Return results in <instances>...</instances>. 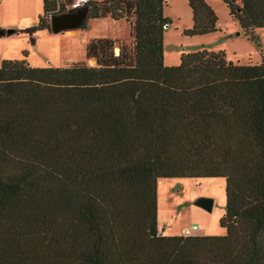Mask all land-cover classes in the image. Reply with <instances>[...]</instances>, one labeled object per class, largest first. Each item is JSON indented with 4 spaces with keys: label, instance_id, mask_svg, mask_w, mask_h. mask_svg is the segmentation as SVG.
<instances>
[{
    "label": "trees",
    "instance_id": "obj_1",
    "mask_svg": "<svg viewBox=\"0 0 264 264\" xmlns=\"http://www.w3.org/2000/svg\"><path fill=\"white\" fill-rule=\"evenodd\" d=\"M75 0H43L26 33ZM245 30L264 29V0H223ZM166 0H88V19L131 22L133 46L93 39L97 67L0 66V264H264V59L184 53L167 66ZM188 37L219 32L189 0ZM77 9L69 10V13ZM11 34V35H13ZM11 35L4 31L2 37ZM27 56V54H25ZM226 180L225 236L163 235V179Z\"/></svg>",
    "mask_w": 264,
    "mask_h": 264
},
{
    "label": "rangeland",
    "instance_id": "obj_2",
    "mask_svg": "<svg viewBox=\"0 0 264 264\" xmlns=\"http://www.w3.org/2000/svg\"><path fill=\"white\" fill-rule=\"evenodd\" d=\"M64 2V0H61ZM101 1V0H94ZM218 16L219 32L188 37L185 30L193 26V11L189 0H166L165 16L170 24L165 27L164 56L167 66L180 63L182 54L206 49L210 52L225 51L227 59L240 64H259L264 59V29L245 30L232 18L223 0H205ZM238 5L240 0H235ZM83 4V0H75ZM73 4V5H74ZM45 16L51 27L53 15ZM44 15L43 0H0V30L21 31L38 25ZM109 38L115 41L114 53L118 55L123 45L132 47L131 22L114 20L111 16L88 19L84 29H71L61 33L50 30L37 31L35 44L26 33L0 37V66L4 60L26 59L32 67L61 68L76 63L97 67L95 59H87L86 51L93 39ZM27 54V56H25ZM226 180L163 179L158 184V229L167 236H180L181 230L198 225L197 235L225 236L227 231L220 221L226 211ZM214 199L210 212L196 205L198 199Z\"/></svg>",
    "mask_w": 264,
    "mask_h": 264
},
{
    "label": "water",
    "instance_id": "obj_3",
    "mask_svg": "<svg viewBox=\"0 0 264 264\" xmlns=\"http://www.w3.org/2000/svg\"><path fill=\"white\" fill-rule=\"evenodd\" d=\"M85 19L86 14L80 9H77L73 13L53 15L51 17V31L58 34L66 30L79 29ZM14 31L15 30L10 29L7 31V34L11 35L14 33ZM3 34L4 31L0 30V37H2ZM196 205L201 206L211 212L214 207V199L202 197L197 200Z\"/></svg>",
    "mask_w": 264,
    "mask_h": 264
},
{
    "label": "built area",
    "instance_id": "obj_4",
    "mask_svg": "<svg viewBox=\"0 0 264 264\" xmlns=\"http://www.w3.org/2000/svg\"><path fill=\"white\" fill-rule=\"evenodd\" d=\"M87 1L88 0H83V2H84L83 4H81V3H75L73 5V9H77V8L83 6ZM198 230H199V226L198 225H192L190 227L183 228L181 230V234L180 235L183 236V237L194 236V235H196V232Z\"/></svg>",
    "mask_w": 264,
    "mask_h": 264
},
{
    "label": "crops",
    "instance_id": "obj_5",
    "mask_svg": "<svg viewBox=\"0 0 264 264\" xmlns=\"http://www.w3.org/2000/svg\"><path fill=\"white\" fill-rule=\"evenodd\" d=\"M163 234V233H162ZM164 235V234H163Z\"/></svg>",
    "mask_w": 264,
    "mask_h": 264
}]
</instances>
